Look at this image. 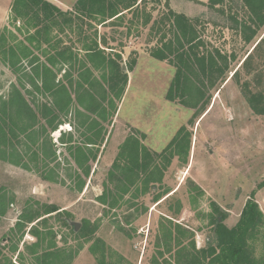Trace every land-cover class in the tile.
Segmentation results:
<instances>
[{
  "label": "rangeland",
  "instance_id": "374dc122",
  "mask_svg": "<svg viewBox=\"0 0 264 264\" xmlns=\"http://www.w3.org/2000/svg\"><path fill=\"white\" fill-rule=\"evenodd\" d=\"M60 1L66 5L73 0ZM13 2L0 0V36L5 33V28L15 35L10 38L6 34L9 42L1 49L8 53V61L12 59L9 48H17L24 42L34 51V56L19 62L14 71L4 60V55H0V124L12 114L17 135L12 138L9 134L13 148L0 146V264H98L90 251L96 239L104 242L107 261L112 263L157 264V259L158 263L167 264L174 255H158L159 225L178 208L180 212L172 220L194 232L197 249L212 236L211 220L217 216L214 207L225 213V224L230 228L238 223L253 193L264 213V203L259 199L264 197V189L258 187L264 181V115L252 111L242 92V85L249 82L254 93L264 95V43L253 54L250 74L242 67L240 84L232 79L234 72L264 38V28L252 43L246 44L238 33L226 27L224 17L214 14L206 6L198 8L190 4L191 0H162L161 3L148 0L141 4L138 12L127 13L121 21L106 26L94 24L91 29H85L83 35L77 30L53 32L51 43L59 48L75 49L82 62L86 61L83 47L92 40H106L109 48L122 54L124 62L137 53V65L129 73L124 98L117 103V111L108 121L101 122V136L105 141L93 148L98 158L86 165L91 169L90 175L86 176L75 163L70 148L74 144L84 145L83 135L87 134L88 118L91 119L89 114L80 113L74 106L68 112L57 111L58 121L68 123L59 125L53 132L48 120L38 118L32 125L24 117L19 118L14 107L5 105L16 98L18 92L24 94L30 104L35 97L40 102H50L32 88L31 81L36 76L31 72V63L37 59L45 62L46 57L35 49L36 44L27 42L29 27L21 20L15 21L11 11ZM170 9L193 20L199 19L198 28L212 50L216 48L228 55H236L227 81L212 89L210 101L196 109L166 100L175 69L167 62L151 58L148 53L156 46L160 34L155 37L159 26L154 31L152 27ZM236 12L243 15L240 10L236 9ZM145 16L151 17L147 26L144 25ZM30 32L34 33L31 29ZM87 36L92 40H87ZM80 65L79 62L76 67ZM63 70L69 71L67 67ZM95 75L100 76L98 72ZM57 81L69 85L64 72L58 74ZM191 121L193 123L189 125ZM183 126L192 134L185 163L175 157L164 170L163 183L148 193L136 198L131 188L123 199L120 197L122 192L110 195L108 203L115 201L112 197H117L116 207L101 203L99 198L106 187L113 190L108 175L128 136L136 135L138 131L137 136L144 134L143 143L153 156V153H162ZM157 163L162 162L157 159ZM167 192L170 194L154 201L155 197ZM48 205H55L71 217L66 214L61 220H57V216L48 217L47 221L31 224L27 229L18 226L25 209L44 211ZM67 218L78 224L75 233L65 226ZM85 221L90 229L96 227L88 238L77 234ZM34 225L42 234L40 238L30 232ZM89 239L92 241L87 243ZM188 242L189 239L184 240L185 244ZM36 243H39L38 247H34ZM251 244L255 255L262 256L264 244L260 239ZM41 255L49 256L37 259Z\"/></svg>",
  "mask_w": 264,
  "mask_h": 264
},
{
  "label": "trees",
  "instance_id": "16d2710c",
  "mask_svg": "<svg viewBox=\"0 0 264 264\" xmlns=\"http://www.w3.org/2000/svg\"><path fill=\"white\" fill-rule=\"evenodd\" d=\"M146 1L148 0H141L140 3L139 0H78L73 9L68 12H64L48 0H14L12 4L11 11L15 14V21L21 20L26 27H29L27 42L36 44L35 49L42 51L46 57L45 62L37 59L36 62L31 63V72L36 76L31 84L35 93L49 98L50 102H40L35 97L30 100L31 105L25 95L18 92V96L6 102L5 105L14 107L18 117H24L32 125L38 121V118L48 120V125L53 132L58 130L59 125L68 123L58 121L57 111L68 112L74 106L81 111L80 113L85 111L89 114L91 119L88 118L90 123L86 127L87 134L83 135L84 145L74 144L70 148L75 163L86 176H89L91 172L90 167L86 165L98 158L97 153H93V148L99 147L105 141V138L101 136L103 132L101 122L108 121L117 111V103L124 98L129 83V73L137 65V53H133L131 58L124 62L122 54L109 48L106 40L101 39V42H97L87 36V40L92 41L83 47L86 61L82 62L78 59L79 55L75 53V49L59 48L53 45L50 35L56 31L67 30H77L83 35L85 29H91L94 24L106 26L114 21H121L127 13L138 12L136 10H139L141 4ZM156 2L161 3L162 0H156ZM203 6L214 14L224 17L226 27L238 33L246 44L252 43L264 28V0H209ZM236 9L243 15L240 14V16ZM150 21L151 17L145 16L144 25L147 26ZM199 21L170 9L160 22L154 23L152 30L159 26L154 36L157 37V34H160L156 46L148 51L151 58L167 62L175 69L166 100L171 103L177 102L190 109H196L210 101L211 90L227 81L232 63L236 60L234 53L228 55L219 49L210 48L203 38V32L198 28ZM166 26L169 29H164ZM30 29L34 31L33 34H30ZM6 34L10 38H15L14 33L8 28H5V33L0 36V55H4L5 61H7L8 53L1 47H5L9 42ZM168 34H171V38H168ZM263 43L264 38L234 72L232 79L238 84H240V69L243 67L250 74L249 66L253 54ZM20 45L17 48L11 46L8 50L12 59H9L7 63L14 71L19 62L34 56V51L26 43L21 42ZM79 62L81 65L76 67ZM64 67H67L69 71L63 70ZM57 70L59 72H56ZM60 72H64L70 86L63 81H57ZM95 72H98L100 76H96ZM242 92L252 111L257 115H264V95L259 92L254 93L250 89L249 82L242 85ZM11 116L12 114L0 124V146L6 149L14 147L9 140V134L12 138L17 136ZM192 123L191 121L189 125ZM138 134H140L139 131L136 135L128 136L119 149L118 157L108 175V182L113 190L106 187L104 194L99 198L103 205L116 207L117 197H112L115 201L108 203L110 195L122 192L120 197L123 199L131 188L134 189L136 198L139 194L148 193L150 189L163 183L164 170L175 157L181 158L184 163L187 161L192 134L186 126L178 131L162 153H153V156L143 143L145 135L142 134L139 137ZM157 159L162 162V165L157 163ZM258 187L264 189V181ZM162 194L155 197L154 201H160L170 192ZM254 196L253 193L238 223L232 228L225 224V213L219 207H214L217 216L211 220L212 236L200 249L196 247L194 232L172 220L174 215L179 214L178 208L173 215L163 218L160 222L158 255L173 254L171 258L173 262L169 260L167 264H264V253L257 257L251 244L259 239L264 244V213L254 200ZM64 212L66 211H61L55 205H48L44 211L25 209L18 226L21 229H27L31 224L47 221L48 217L57 216V220H61L64 214L68 218L71 217ZM68 218L65 226L75 233L76 227L73 221H68ZM95 230L96 227L90 229L89 223L85 221L82 230L77 234L88 238ZM30 232L36 238L42 235L35 225L31 227ZM186 239H189L187 244L184 243ZM91 241L89 239L86 242ZM38 246L39 243L34 245V247ZM103 246L104 242L96 239L90 247L98 264H117L107 261V252ZM47 256L49 255H41L37 259L43 257L47 259ZM158 261L156 259L155 263L160 264Z\"/></svg>",
  "mask_w": 264,
  "mask_h": 264
},
{
  "label": "crops",
  "instance_id": "0c3cea01",
  "mask_svg": "<svg viewBox=\"0 0 264 264\" xmlns=\"http://www.w3.org/2000/svg\"><path fill=\"white\" fill-rule=\"evenodd\" d=\"M48 1H50L53 4H55L56 6H58L64 12H68V11H71L73 9L74 5L76 4V2L78 0H73L71 3H67L66 5H63L60 0H48ZM191 1L192 2H190V4H195L196 6H198V8H200L201 6H203V4H207L206 2H199L197 0H191ZM259 199H262V202L264 203V197H261L260 196Z\"/></svg>",
  "mask_w": 264,
  "mask_h": 264
},
{
  "label": "water",
  "instance_id": "95a60500",
  "mask_svg": "<svg viewBox=\"0 0 264 264\" xmlns=\"http://www.w3.org/2000/svg\"><path fill=\"white\" fill-rule=\"evenodd\" d=\"M126 70V66L123 67ZM76 227V230L78 229V224L73 223Z\"/></svg>",
  "mask_w": 264,
  "mask_h": 264
}]
</instances>
